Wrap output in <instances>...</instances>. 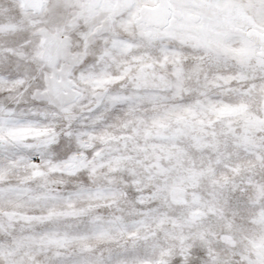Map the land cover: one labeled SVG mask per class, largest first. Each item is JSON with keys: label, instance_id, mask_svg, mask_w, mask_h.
<instances>
[{"label": "snow or ice", "instance_id": "snow-or-ice-1", "mask_svg": "<svg viewBox=\"0 0 264 264\" xmlns=\"http://www.w3.org/2000/svg\"><path fill=\"white\" fill-rule=\"evenodd\" d=\"M0 264H264V0H0Z\"/></svg>", "mask_w": 264, "mask_h": 264}]
</instances>
